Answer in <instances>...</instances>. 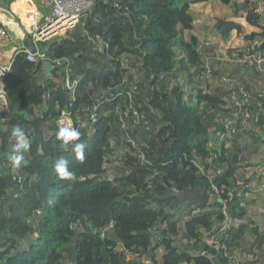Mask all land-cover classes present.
Wrapping results in <instances>:
<instances>
[{
  "label": "trees",
  "instance_id": "16d2710c",
  "mask_svg": "<svg viewBox=\"0 0 264 264\" xmlns=\"http://www.w3.org/2000/svg\"><path fill=\"white\" fill-rule=\"evenodd\" d=\"M218 2L231 13L213 25L223 43L203 48L188 0H95L80 27L47 47L49 60L69 61L73 102L63 75L40 81L41 68L14 57L4 85L17 124L0 130V264H264V63L239 62L255 42L264 50V13L260 0ZM241 10L258 34L228 22ZM112 88L129 97L77 128L80 162L54 119L71 103V117L87 122ZM14 126L31 141L18 169L7 165ZM61 157L75 181L55 173ZM159 182L211 199L162 200Z\"/></svg>",
  "mask_w": 264,
  "mask_h": 264
},
{
  "label": "built area",
  "instance_id": "2783aa9c",
  "mask_svg": "<svg viewBox=\"0 0 264 264\" xmlns=\"http://www.w3.org/2000/svg\"><path fill=\"white\" fill-rule=\"evenodd\" d=\"M50 2L51 8L47 15L40 16L36 21L26 19L27 25H25L24 30L25 34H28L30 41L32 42L33 49H18L15 51L8 64L0 65V84L4 85L6 77L11 73L13 59L17 55H24L25 58L36 67L42 62L48 61L49 57L47 55V49L42 50L39 45L50 43L58 38H63L67 33L76 30L86 18L88 12L91 11L95 0H50ZM256 11L259 14L264 13V0H260ZM263 27L264 24L262 25V28ZM12 40V35L0 24V46L10 44ZM262 45V41L253 43L251 48L256 50V53L253 55H247L243 60H239V62L264 63V50L260 52V47ZM50 62L54 67L59 69L60 76H64L65 79L62 82V87L69 92V97L73 102L77 84L75 82H70L67 79L69 76V61L60 58L50 60ZM233 85L236 88L242 89L236 81H234V84L230 82V88H233ZM124 97H129V93H124V91L120 89L112 88L110 92H106V95L95 103L96 106L93 108L92 113L89 114L87 122L80 120L76 121L71 117V112L68 109L71 107V103H69L68 108L62 110L59 116L54 120L56 133L60 127L67 125L75 128L85 126V123L93 125L96 122L95 112L101 104L113 102ZM0 105L8 110L9 105L5 85L3 89H0ZM118 111L117 108L114 113L117 115Z\"/></svg>",
  "mask_w": 264,
  "mask_h": 264
},
{
  "label": "crops",
  "instance_id": "0c3cea01",
  "mask_svg": "<svg viewBox=\"0 0 264 264\" xmlns=\"http://www.w3.org/2000/svg\"><path fill=\"white\" fill-rule=\"evenodd\" d=\"M205 2L206 0H188L189 4L194 2ZM218 2V0H216ZM220 7H224L220 4ZM51 8V2L50 0H32V1H26V0H11L9 4L4 3V1L0 0V24L12 35V42L8 45H2L0 46V65H6L8 62L12 59L14 53L16 50L21 48L26 49H33L32 42L30 41L29 37L24 33L23 28L26 23V19L36 21L40 16L47 15ZM241 8V7H240ZM243 10L239 12H234L237 16L234 17H241L244 15ZM214 31V37H216L221 44L222 39L220 38L221 35L218 33V31ZM193 35V31L191 32ZM238 33L236 31L231 33V37L234 39V46H241L243 45L242 40L240 37L237 36ZM196 36V35H195ZM197 37V36H196ZM198 39V44L203 45V48L206 44V39ZM221 39V40H220ZM218 44V43H217ZM219 45V44H218ZM41 46V45H39ZM207 48H210V46H206ZM201 50V48H200ZM219 50V49H218ZM53 78V77H52ZM248 83V82H247ZM254 90H257L259 85H254ZM10 108L8 107V110H6L4 107L0 105V130L6 131L11 128L12 124H17V122L14 120L13 116L9 112ZM36 109L33 110V112ZM29 115V114H28ZM26 115V118H30V115ZM32 115V114H31ZM213 143V142H212ZM210 144V146L212 145ZM6 163L0 164V173L3 168H7L5 166ZM2 165L5 166L2 168ZM244 183H247L245 181Z\"/></svg>",
  "mask_w": 264,
  "mask_h": 264
},
{
  "label": "clouds",
  "instance_id": "9594fccd",
  "mask_svg": "<svg viewBox=\"0 0 264 264\" xmlns=\"http://www.w3.org/2000/svg\"><path fill=\"white\" fill-rule=\"evenodd\" d=\"M246 14H244V15H246ZM259 32H260V30H259ZM64 38L65 37L58 38V39H64ZM55 40H57V39H55ZM55 40H53V41H55ZM217 42H218V40H214L212 43H211V41H206V44H215ZM48 44L49 43L42 44L41 46L43 48H40V49H42V50L43 49H47ZM48 61L50 62V60H48ZM39 65L37 66V68H40ZM41 73H42V70H41ZM53 73H58L59 74V69L54 67V72ZM59 76H60V74H59ZM73 82H75L78 85V81H73ZM77 85H76V90H75L76 91L75 92V96H77L76 95L77 94ZM3 87H4V85L0 84V89H3ZM68 94H69V92H68ZM69 96H70V94H69ZM226 117L232 119V117L230 115H226ZM56 134H57V138L62 142V146H69V145L71 146V150L75 154V157H76L77 160H79L80 162H83L85 160L86 144L83 141H81V139H80L81 133H80V131L77 128L72 127L70 125L63 126V127L59 128V130H58V132ZM11 135H12V137L15 138V143H14V145L12 147L11 152L7 156V159L9 161L7 163V165L11 164V166L13 168H17L18 169V168H20L22 166V163L25 161V153L30 150L31 141L28 138V136L26 135L25 130L23 128H21L20 126H14L13 129H12ZM54 171H55V173L58 175V177L61 180L70 181L71 182V181H75V179H76V173L69 167L67 159H65L63 157L58 158L55 161ZM244 187H247L246 183H244ZM210 199H211V196H210Z\"/></svg>",
  "mask_w": 264,
  "mask_h": 264
},
{
  "label": "water",
  "instance_id": "95a60500",
  "mask_svg": "<svg viewBox=\"0 0 264 264\" xmlns=\"http://www.w3.org/2000/svg\"><path fill=\"white\" fill-rule=\"evenodd\" d=\"M247 16L248 15L246 14L243 15L242 17H234L229 19L228 22L240 26L244 30L245 36L258 34L259 32L258 27L251 25L248 22ZM39 67L42 70V73L39 78L40 81H43L45 79H50L53 77L54 67L49 61L42 62L39 65ZM20 108H22V105L20 106ZM158 184L164 189V193L160 197L162 200L175 199L178 204L182 202H193V203H200L201 205L207 204L210 200V196L204 190H198V189H193L192 187H187L183 191H179L174 187H167L161 182H159ZM81 234H82V228L79 227L78 225H74L73 235L69 237L70 243L73 245L72 255H71L73 262L76 260L75 244L79 240Z\"/></svg>",
  "mask_w": 264,
  "mask_h": 264
},
{
  "label": "rangeland",
  "instance_id": "374dc122",
  "mask_svg": "<svg viewBox=\"0 0 264 264\" xmlns=\"http://www.w3.org/2000/svg\"><path fill=\"white\" fill-rule=\"evenodd\" d=\"M206 1L207 3L194 1L189 4L188 10L190 14H192L193 33L199 39L204 38L206 39V41H211L212 43L214 40L217 39L216 37H214L213 25L216 23V21H218V19L228 17L230 16L231 13H229L228 8L226 7L221 8L220 3L217 2L216 0H206ZM24 33H25V30H24ZM26 35L28 36V34ZM40 48H43V47L40 46ZM216 55L217 53L214 55V57ZM219 58L222 59V61H219L218 63L228 64V66H231V64L227 62L228 57H224L221 55V57ZM32 226L35 227V225H32ZM33 238L34 236L31 237L30 239H33Z\"/></svg>",
  "mask_w": 264,
  "mask_h": 264
}]
</instances>
